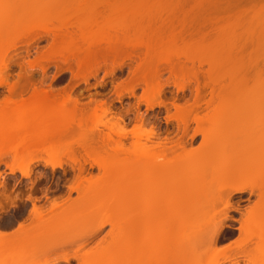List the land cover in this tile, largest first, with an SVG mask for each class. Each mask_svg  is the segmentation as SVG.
<instances>
[{
    "label": "bare ground",
    "instance_id": "bare-ground-1",
    "mask_svg": "<svg viewBox=\"0 0 264 264\" xmlns=\"http://www.w3.org/2000/svg\"><path fill=\"white\" fill-rule=\"evenodd\" d=\"M49 1L29 0L17 3L5 1L4 7L0 8V88L5 90V94L0 93V119L3 121L11 110L12 113L15 111L14 116H17L16 112L20 113L13 124L9 122V126L11 124L13 126L11 130L7 128L10 130L8 133L4 129L6 133L3 134V124L0 120V141L16 143L14 146H8L3 145L6 142H1L0 159L10 156L12 159L9 163L13 162L10 165L5 162L9 173L17 171L23 178H29L32 164L41 160H44V164L51 169L57 167L64 171L60 163L51 164L42 157V153L53 151L52 147L46 146L47 144L57 142L61 144L64 140L65 145L67 143L68 145L60 149L56 147L54 153L68 157L70 170L75 176L66 187H69L67 188L69 194L75 192L77 197L75 201L72 200L71 207L66 202L67 199L65 201L67 204L63 199L64 205L54 200L47 209L37 206L35 199L31 198L28 192L29 196L26 195L25 199L31 202L30 218H26L29 223H20L13 232L4 231L6 229L4 226H11L14 223L12 218L6 219V225L4 223L0 225V262L27 264L29 258L44 248L45 241L41 239L39 233L41 234L40 228L43 224H51L52 221L55 223V217L51 218L49 215L67 216L75 211V217L82 222H79L81 226L75 228V237L66 234L69 233V230L65 231L69 225L65 227L63 224L65 222L62 221L70 215L63 216L62 220L56 218L60 222L58 225L62 221V227L64 226L57 227L59 232L62 234L63 231L66 235L65 239L58 242L59 244L71 247L70 245H74V242L76 244V241L82 242L76 245L75 254L62 258L67 264L71 257L81 264L90 260H93L90 264L94 263V260L105 261L108 264H264V226L256 229L250 226L256 218H264V178L259 176L264 175V149L258 156L254 154L249 157L252 150L248 147H239V150L242 148L240 151L238 149L234 151L232 148L230 151L224 146H219L220 143L217 145L219 140L216 141V138L221 136L220 133L228 131L225 133H228L226 136L236 134L237 131L232 133L229 128L238 130L232 126L233 122L231 123L232 120L229 118V124L227 119L221 122L222 114L218 113L223 112L219 108L221 104L225 103L226 107L230 108L239 103L234 102L236 104L231 105L233 100L229 96L233 91L229 89L232 86L243 89L239 90L240 95H248L249 98L241 101L242 103L261 100L259 97L264 96V81H256L255 86L251 82L252 86L249 84L255 68L254 75L258 69L264 67V64L261 63L263 67L259 64L264 61V53L261 52L264 44V0H160V3L153 0L159 5L153 7L155 10L151 11H148L149 7L147 11L139 10L144 9V6L141 7L142 0H136L137 4L135 0H131L139 9H135L137 6L134 3L127 2L130 0H82L79 3L81 5L73 9L66 4ZM125 4H131L132 8ZM132 5L136 7L133 8ZM226 32L229 34L226 35ZM44 38L49 44L41 49L37 43ZM224 40L226 44L222 45L225 43ZM34 46L39 48L36 49L37 52ZM206 46L207 48L213 46V49L204 61L197 60L198 66L202 63L208 66L200 78L199 71L194 66L196 53H192V49ZM31 47L34 48L36 56H31L33 58L29 60L27 54ZM217 48L224 49L225 51L221 49L223 55L221 50L220 54L234 63L233 68H226L229 71L224 70L228 72L222 74L226 75L224 76L227 81L222 75L214 76L215 68L218 73L216 65L212 64L213 59L216 60L213 57L218 52ZM21 50L27 52L25 56L28 60L20 57V62L19 57H15ZM170 51H174L173 55ZM259 53H262L263 57ZM180 58L184 61L181 62ZM125 61L129 62V80L117 85L115 90H122L124 93L118 94L115 100L121 103L125 96L135 97V90L141 88L142 94L137 98L136 107L127 108L126 111L124 109V113H117L114 110L116 108H112L113 100L107 102L106 98V100L94 98L92 101L89 98L90 94L87 97L89 99L82 102L81 100L85 98L81 93L83 89L77 93L78 95L72 96L76 86L88 84L100 71L104 72V76L113 77L121 70ZM13 65L18 67L15 74L10 73L13 72V69L11 70ZM50 67H53L55 72L46 84L47 78L44 76ZM250 70V74H246ZM165 72L169 78L162 81L161 77ZM35 73H39L41 77L34 79ZM62 73H69V84L59 89L52 88V82ZM247 78H250L247 80L250 88L247 87V83L245 85ZM240 82L242 83L239 84ZM169 86L174 87L177 93L189 90L195 94L192 103L186 101L178 105L173 101L171 104L175 111L167 120L175 121L177 129L181 131V137L175 141L172 138H161L162 136L155 133L153 128L149 131L146 129L144 131L145 127L139 130L145 125L143 115L138 113L139 105L144 103L147 110L156 107L169 110L167 103L161 100L165 88ZM205 89H209L211 95L207 101L202 98ZM236 90L238 89H235L234 93ZM201 104L211 105L213 113H208V117L206 114L199 116L196 109ZM133 112L135 121L133 120L132 127L138 129L135 130L134 127L126 132V128L124 130L122 128L123 124L127 125L131 120L125 121V116ZM240 117L244 118V123ZM240 117L239 120L242 122L239 127L243 128L242 132L250 130L249 128L255 125L249 123L254 121L247 115L243 117L242 113ZM214 119L215 124L212 121ZM96 120L98 121L95 122L96 125H100L101 129L93 125ZM239 120L237 118L236 122ZM191 122L195 124V128L189 136L190 139L192 140L196 134L202 137V143L195 150H191V146L189 148L186 146ZM120 124L121 131H115L114 127ZM127 140L130 142L128 147L125 145ZM227 151L231 154L236 153L232 155L237 158L240 154V160H225ZM124 154H127L128 159L121 158ZM200 156L205 157L204 159L206 156L217 159L221 157V160H216L220 165L211 170L208 177L205 173V178H209L207 179L209 185L206 183L210 187L208 191L212 189L214 192H207L201 201L200 214L203 222L205 219L204 227H197V230L194 228L193 233L189 231V239L180 242L176 236H169L175 229L173 221H164L160 225L158 222L163 213L173 212L171 198L184 196L183 185L187 182L181 178V174L192 175L195 169H198L197 164L201 165L204 161L203 159L199 162ZM246 156L249 157L248 160ZM209 161L207 159L205 162L210 164ZM169 164H175V169L181 168L182 170L177 171L181 174L175 175L174 170L165 167ZM95 169L97 175L94 176ZM120 173L122 174L119 175ZM250 176L256 177L250 179ZM3 185L1 182L0 187L3 188ZM248 190L252 193L256 191L257 201L249 209L243 210L244 214L241 213L245 218H241L242 221L239 219L241 226L238 228V238L226 246L225 250L219 251L217 246L224 230L231 229L227 225V220H232L228 217V212L236 211L231 198ZM16 197L11 199L2 195L0 203H3L4 209L10 205L18 210L20 205L18 206L17 202L20 199ZM193 199L189 196L184 202H193ZM218 205L221 207L217 208ZM7 211L4 210L0 214H6ZM46 218L52 221L46 223ZM106 226L110 227V231L106 234V241L104 237L102 239L107 243L102 241L101 245L99 240L97 241L99 243L80 254V251ZM59 232L56 233L60 235ZM71 232L73 230L69 234ZM57 240H60V237ZM50 243L54 244L53 248L51 244L47 247L49 252L50 248L59 246L55 242ZM3 251L6 254H3ZM216 251H219V255L216 254L217 256L210 260L209 254H215ZM31 253L35 254L27 257ZM168 254H171V258L168 256L166 259Z\"/></svg>",
    "mask_w": 264,
    "mask_h": 264
},
{
    "label": "rangeland",
    "instance_id": "rangeland-1",
    "mask_svg": "<svg viewBox=\"0 0 264 264\" xmlns=\"http://www.w3.org/2000/svg\"><path fill=\"white\" fill-rule=\"evenodd\" d=\"M5 1H6V3H13L11 1H14V3L15 2L17 3V2H20V1L21 2H26V1H29V0H25V1L24 0L23 1L22 0H3V2L0 0V8H3L4 7V5L6 4ZM42 1L46 2V0H42ZM81 1L82 0H53V1L50 0L49 2H56L58 4H61V3L62 4H66L68 7H70V8L73 9L75 7L80 6L81 4H79V3ZM137 1L135 0L134 2H136V4H137ZM155 1H158L159 2L160 0H155ZM127 2L129 3V2H131V0L130 1H127ZM134 2H131V4H133ZM158 2H154L153 0H142V3H141L142 6L138 2L139 3V6H141V7L144 6V9L143 8L142 9H139L138 6L135 3L134 4L137 7L135 5L134 6L132 5V6H133V8L136 7L135 9H139L141 11L142 10H145V9H146L145 11H147L150 8V10H148V11H151V10H155V9H152L153 7H155V6L158 7V5L160 3V2L159 3ZM156 3H158V4L156 5ZM131 4L130 5H126L125 4V5L128 6V7L130 6V8H132L131 7ZM46 5L41 4V6H46ZM145 6H147V8ZM247 7H249V6H247ZM228 34L229 33L226 32V35H228ZM46 39H48V38H46ZM47 42L48 41L45 40V38H44L42 41H38L37 46L38 47H41V49H43V46L45 47V46H47L46 44H49V42L48 43ZM219 43L222 44L221 42H219ZM224 44H226V41L222 45H224ZM217 45H219V44H217ZM214 46H216V45H214ZM220 46H219V48H220ZM34 48H35V46H34ZM34 48L31 47L29 49V53L27 54L29 60L33 58L31 56H34V57L36 56V52H37L36 49L37 48H35V49ZM224 48H226V46ZM263 48H264V44H263ZM263 48L261 50L262 53H264V49ZM33 49L36 52H34ZM193 49H192V53H194V52L196 53V56H194V54H193L194 58L196 59L194 61V66L198 69L197 71H199L198 72L199 73V77L200 76L202 77L203 76L202 74H204V72L208 69V66L205 63H202L201 66H198L197 60L198 61H201V62L204 61L206 59V56H208L207 54L210 53V51L213 49V46H212V48H207V46H206V47H195ZM220 50H218V48H217V51L218 52L215 53V57H213L216 60L213 59L214 63H212V64L216 65L215 67H217V72H218V73H216V68H215L214 69V76L215 77H217V76L219 77L223 73H227L229 70L226 69V68L232 67L234 65V63H231L228 59H226L225 57L222 56L223 53H224V52H222V50H224V49L221 50L222 55L220 54ZM173 52H171V55H173ZM26 53L27 52H25L23 50L18 51L17 54L15 55V57L16 58L19 57L18 60L20 59V57H23V58L27 59V57L25 56ZM34 53H35V55H33ZM262 53L261 54L259 53L261 55V57H263ZM20 54L21 55L23 54V55L21 56ZM13 59L15 60V58H13ZM261 60H263V59H261ZM180 61L183 62L184 61L183 58H180ZM261 63L264 64V61L263 62H260L259 64H261ZM128 64H129V62L128 61H125L124 64H123V67L121 68V70H118L113 77L104 76V72L103 71H100L97 74V76H96L95 79H90L89 80L88 84H84V85L83 84H79L78 86H76V88H74V90L72 92V96L76 95L77 93H79V91H81L83 89L81 93H82L83 97H85V98L81 100L82 102H86V99L88 100L89 98L92 101L94 100V98L95 99L97 98V100H98V98H99V100H103V99L106 100L107 99L106 100L107 102H109L110 100L111 101L113 100L112 108H116L114 110L117 113H124L127 110V108L136 107V103L138 102L137 98L140 97L141 94H142V89L141 88H137L135 90V93H134L135 97H127V96H125L122 99L121 103H117L116 102L117 95L124 93L122 90H120V91H116L115 90L116 87H117V85L123 84L127 80H129V68H128ZM262 64H261V66H262ZM261 66H260V68H262L264 65L262 67ZM12 69H13V72H10ZM263 69H264V67L262 69H260V70L258 69L256 75H254L255 74L254 72L256 71V68H255V71L252 72L253 73V78H251L252 80L250 78H247L246 81H245V85L247 83V87H248L249 84L252 86V84L257 83L258 80L259 81H261V80L264 81L263 80L264 79V70ZM11 70L9 72L12 73V74H15V72H18L17 71L18 70V67H16V65L14 67V65H13V67H11ZM224 70H228V71L227 72H224ZM259 71H262V72H259ZM54 72H55V69L53 67H50L47 70V72L45 74L46 76H44V77L47 78L46 79L47 81H45L46 84L49 83V80L54 75ZM249 72H251V70L248 71L246 74H248ZM258 73H260V74H258ZM35 74H34V79H36V77H39L40 76L39 73H38L39 75L38 74L35 75ZM224 75H222V77ZM225 76H224V78H225ZM250 76H252V75H250ZM168 78H169V75H168L167 72H165V73H163V75L161 77V80L162 81H166V80H168ZM249 79H250V81H249V84H248V81L247 80H249ZM69 80H70L69 73L59 74L56 77V79L52 82V88H60V87L62 88V87H64V86H66V85L69 84L68 83ZM225 81H227V78H225ZM225 81L223 82L224 84H226ZM241 83L242 82H240L239 84H241ZM254 86H255V84H254ZM249 88H250V86H249ZM233 89L234 90L235 89H238V90H236V93H234V90ZM241 89L237 88L236 86L234 88L232 86V88L229 89V90L233 91V93H234L233 94L230 91L231 92L230 94H232V95L229 96L233 100V104H231L232 106H234L237 102L242 103L241 101L245 100L248 97V95H242V94H241L242 96L240 95L239 90H241ZM251 89H253V88L251 87ZM4 91H5L4 89H1L0 88V93L1 94H2V92H3V94H5ZM255 91H254V93H255ZM164 92L165 93H164L163 97L161 98V100L167 103V105H168L167 107L169 108V110H167V109H165L163 107H158V108L156 107V108H153L152 110H147V108H146V106H145L144 103L140 104L139 107H138V111H139L138 113L141 114V115H143V117L145 119V125L143 127L139 128V130L140 129L143 130V128L145 127L144 128V131H146V130L149 131V130H151L153 128V131L155 133H158V134H160L162 136V137L160 136L161 138H170V139L172 138V140L174 139V141H175V140H177V138L179 136L181 137V135H180L181 134V131L179 132V130L177 129L175 121H173V120H167V117L170 116V115H172L174 113V111H175L171 104H172L173 101H174L175 104H178V105H182L186 101H188L189 103H192L193 102V99L195 98L194 97L195 94H194V91H189V90H185L184 92H178L177 93L176 90L174 89V87H172V86L166 87ZM225 92H226V90H225ZM256 92H258V91H256ZM90 94H91V96L89 98H87ZM97 94H99V95H97ZM249 94H251V93H249ZM261 94H262V92H261ZM251 95H253V94H251ZM255 95H256V93H255ZM92 97H93V99H92ZM202 98L205 101H207V100H209L211 98V95L209 94V89H205L204 90V92L202 93ZM259 98H261V100H254V101H248V102L245 101V103H242L243 105L237 103L234 107H230V108L229 107L227 108L226 105H225V103L219 105L220 111H223L221 113L218 112L219 114H222V116L220 115L221 116L220 117V121L221 120H223V121L225 120L226 121V119H227V122H228L229 121L228 118H229L230 121L232 120L231 123L233 122L232 126L234 125L238 129V130H235V129L233 130L232 129L233 128L232 126H231L232 128H229V126H228L229 130L231 129L232 130V133H233V131H235V132L237 131L239 133L236 132V134L233 133L231 135L229 134L228 136H226L228 133L225 134L228 131L223 132V133H220L221 136H219L218 138H216V141L219 140L218 143H217V145L220 143L219 146H224L227 149H230V151H231L232 148H233V150L234 149H238L239 150V147H248L250 150H252V151H250V156L248 155L249 157H251V155L254 156V154H256V156H258L261 153L262 149H264V96L261 95ZM234 99H236L237 101H234ZM234 102H236V103H234ZM211 107H212L211 105L210 106L209 105L208 106H205L204 104H201L200 107L198 109H196V113L199 116H201L203 114L204 115L206 114V116H207L208 113L209 114L210 113H213V111L211 110L213 108H211ZM213 107H215V105ZM124 109H125V111H124ZM210 111H212V112H210ZM10 112H8V114L6 115V117L3 118V121L0 119L1 122H2V124H3L2 125L3 126L2 127V130L4 131V129H6L5 131L7 133H8V131H10L12 129L11 128V126H13L12 125L13 124L12 122L16 121L17 120L16 118H18V115H20L19 111L16 112L17 113V116H14L15 111H13L14 113H12V110ZM242 113H243V117H245L247 115L248 117H250L251 119H253L254 122H251V121L249 122L248 121L249 123H255V125L252 124V125H254L253 127H250L249 128L250 130H248V131L247 130L246 131L243 130L244 132L241 131V129H243V128H241V126L239 127V125H240V123L242 121L244 123V120H243L244 118L242 119L240 117V115H242ZM134 114L135 113L133 112V113H130L127 116H125V121L128 122L129 120H131V121H129L127 123V125L126 124H123V127H122V124L117 125V126L114 127V130L115 131H121V127H122L123 130H124V128H126L125 130H127L126 132H128L130 129H133L135 127V126L132 127L134 125L133 120L135 119V115ZM216 114H215V117H216ZM212 115L213 114L210 115L211 118H212ZM239 117L241 118L242 121L239 120ZM218 118H219V115H218L217 119ZM237 118L239 120L238 123L236 122ZM13 119H15V120H13ZM245 119L247 120V117ZM207 120H208V118H207ZM102 121H104V119ZM105 121H106V119H105ZM212 121L214 122L216 120L214 119ZM220 121H218V122H220ZM234 121L236 123H234ZM9 122L12 123L11 126H9V124H10ZM95 122L98 123L97 120L94 121V123ZM218 122H217V124H218ZM91 123H93V121ZM94 123H93V125H96V123L95 124ZM226 123H225V125L229 124V122L227 124ZM99 124H101V123H99ZM214 124H215V122H214ZM124 125H126V127H124ZM96 126H98V125H96ZM243 126H244V129H245L246 122H245V125L243 124ZM8 127L10 128V130L9 129L7 130ZM100 127L101 126L99 125L98 128L101 129ZM211 127L214 128L215 126H211ZM211 127H209V128H211ZM194 128H195V124L193 122H191L190 125H189L188 137L186 138L187 139V145L186 146L188 148L191 146V150L198 149L199 146H200V144L202 143V137H201L200 134H196L195 137H193L192 140L190 139L189 136H191ZM212 128H211V130H212ZM0 129H1V126H0ZM134 129L137 130L138 128L135 127ZM5 131H4L3 134L6 133ZM138 131H137V133H138ZM209 134L211 135V132ZM224 135H225V137H224ZM128 140L126 142H128ZM1 142L3 143L4 141L1 140L0 143ZM5 142H6V144H3V145H7L8 144L7 141H5ZM126 142H125V145L128 147V145H130V142H128V143H126ZM133 142H134V140H133ZM15 144L16 143H13L11 141V143L9 142L8 146H10V145L11 146H14ZM59 144H60V142H57L56 144H54V143L47 144L46 146L52 147L53 148V151H51L49 153H42V157L44 159H46L47 162H49L51 164H58V163H60L61 166L63 167L64 171L61 170V169H58L57 167H55L54 169H51L48 165H45L44 164V162H43L44 160H41V161H37V162H35V163L32 164L30 177L29 178H23V177H21V175L17 171H15L13 174L9 173L8 167L5 166V165H7V164H5V162L6 163H9L10 159H12L10 156L4 157V158H1L0 159V183L1 182H2V184L4 183L3 188L0 187V197L2 195H4V196L6 195V196H9L11 199H13L15 196H17L16 198L17 199L18 198L20 199L17 202L18 206L20 205L18 210L10 207V205H9V208H8V206L5 207L6 208L5 210H8L6 212V214H2V213L0 214V225L1 224L3 225V223H4V225H6V222H5L6 219L9 220L10 218H12L13 221H14V223L12 222L13 224L11 223L12 224L11 226L10 225L9 226H4V229L6 228L5 230L3 229L5 232H7V231L8 232H13L14 229L16 230L18 228V225L20 223H24V224L25 223L26 224L29 223V220L28 219L30 218L29 211L31 212V202L26 201V199H25V198H27V196H29V195H27L28 192H30L28 194H30L31 198H34L35 199V203H36L37 206H40L42 208L45 207L47 209H48V207L51 206V204H52V202L54 200H57L56 202H58V203H61V202L63 203L62 200L65 199L64 200V202H65L66 199H67L66 202L70 204V207H71L72 200L75 201V199L77 197L76 194H75V192H71V194H69V191L67 189L69 187H66V186H69V184H71V182H72V180H73V178L75 176V173L70 170V167H69L70 166L69 165V159H68V157H66L64 155L58 156V154L54 153V150L56 149V147H58L57 149L64 148V146L66 147L68 145V143L65 145V141L62 140L61 141V144L60 145ZM3 145H1V146H3ZM241 149L242 148H240V150ZM244 150H242V151H244ZM242 151L240 153H242ZM251 153H253V154H251ZM232 154H234V153L232 152ZM232 154H231V152H228L227 151V153H225V155H227V158L224 157V159L225 160H228L229 159V160H233V161L240 160V154L239 153H237V154H239V156H238L239 158H237V156L236 157L234 156L236 153L234 155H232ZM124 155L121 156V158L122 157H124V158H127L128 157L127 154L125 156ZM248 156H246V159H247ZM129 157H132V155L131 156L129 155ZM133 157H134V155H133ZM206 157L207 158L204 159L205 157H203V156L201 157L200 156L199 162H201L204 159V161L201 162L203 165L202 164L200 165V163L197 164V165H199L198 166V169L196 168L195 169V172L192 175L182 176L183 174H181L180 172H177V171H180L179 169H181V168L178 169L176 167V169H175L174 168L175 164L165 165V167L168 166V168H171L172 171L174 170V174L175 175L181 174V178H183L184 181L187 182V184L183 185L184 186V191H183L184 196L183 197L182 196H180V197L176 196L174 198H171V201H172V204H173V206H172V211L173 212L171 214H166V213L164 214L163 213V216L161 217L160 221L158 222V224L160 225L164 221H168V222L173 221L174 222L173 224H174L175 229L173 230L172 233L169 234V236L170 235L176 236L180 242H185L186 240H188L189 239L190 232L191 233L195 232L194 231V228H196V230H197V227L198 228L200 226L204 227L205 219H204V222H203L202 215L200 214V211L202 212V208H201L202 207V202L201 201L203 200V196L207 192H209L208 190L210 188L208 186L209 183H207V179H209V178H205V177L206 176L208 177V174L210 173V171L213 170V169H215V168H217L220 165L219 162L216 163V160L217 161L218 160H221V157L219 159H217V158H211V157H208V156H206ZM209 158L211 159L210 161H209ZM207 159L213 165H211V163L209 164L208 162H205V161H207ZM222 161H224V160H222ZM12 162H10V163H12ZM16 162L18 163V159H17ZM10 163L8 165H10ZM67 164H68V166H67ZM93 173H94V176L97 175L96 169L93 170ZM205 173H206V176H205ZM121 174L122 173H120L119 175H121ZM259 176H263V178H264V175H259ZM36 177H38V179ZM39 177H40V179H39ZM253 177H256V176H252V177L250 176V179L253 178ZM246 178H248V176ZM69 179H71V180H69ZM205 180H206V182H205ZM37 184H40V185L38 186ZM16 191H17V194H16ZM249 191L250 190H248V191H246L244 193H241V194L234 195L231 198V203L233 204L234 207H236L235 208L236 211L233 210V211H229L228 212V217H230V219H232V220H227V225H229L231 227V229L224 230L223 235H222V237L219 240L220 242L218 243L217 250H219V251L225 250L224 248L226 246H228L230 243H232L234 240H236L238 238V230H239L238 228H240V226H241L240 222L242 221L241 218H243L241 216L242 215L241 213H243L246 208L249 209L250 206L252 207L253 204L257 201V198H258L257 195H256L257 194L256 191L255 192L253 191V193L252 192H249ZM211 192L213 193L214 190L210 189V192L209 193H211ZM23 193H25V194H23ZM24 195L25 196L27 195V196L24 197ZM180 195H182V194H180ZM189 196L192 197V198H194L193 199V202H184V199L186 200V198H188ZM56 198H58V199H56ZM60 199H61V201H59ZM242 200H246V201H242ZM66 202H65V204H67ZM63 205H64V203H63ZM184 205H186V207ZM220 207H221V205H218L217 206V208H220ZM20 212H22V213H20ZM69 212H71V210H69ZM15 214H16V216H15ZM68 215H70L69 218L67 217ZM63 216L61 214L60 215H55V216L49 215V217H51V218H54L55 217L54 218L55 223L52 220L49 219L50 222L52 221L51 224H47V225L46 224H43V226H45V227L42 226V228H40L41 229V234L39 233V235H41L40 236L41 239H43L45 241L44 248L42 250H40L38 253H36V254L33 253L35 255H33L31 253L30 256H27V257H31L33 255L31 257V259L30 258L28 259V263L27 264H67V263H65V262L62 261L63 260L62 258L65 257L66 255L72 256L73 254H75V248L77 247L76 245H80V243H82V242L81 241H79V242L76 241L77 243L75 244V242H74V245L73 244L70 245L71 247H68L69 245L66 246V245H63V244H59L58 242H61V239H65L66 235L63 233V231H62V234H61V232H59V230H58L57 227H60V225H61V228H63L64 227V226L62 227L63 224L65 225V227H68L66 225H69V228L68 229L66 228L67 230H65V231H68L69 230L68 232L70 233V231L73 230V232H71V234H69V233L66 232V234L68 236H70V237H75V228H78L79 226H81V223L82 222H81V220L78 221L77 220V217H75V211H72L71 214L69 213V214H67V216H64V217H67L68 220H67V218H64L62 220V217ZM130 217L128 219H130ZM26 218H28V219H26ZM56 218H58L59 220H62L65 223L62 224V221H61V224L58 225L59 220H56ZM244 218H245V216H244ZM239 219H241V221ZM45 220H46V223H47V221H49V220H47V218ZM79 222H81V223H79ZM83 224H85V221L83 222ZM139 224H140V222H139ZM55 226H56L57 230H56ZM250 226L253 229H256L257 227H260V226H264V218L263 219L260 218V217L256 218L252 222V224ZM234 228H237V230H234ZM50 230H53V231H50ZM109 231H110V227L109 226H106L105 228H103L102 231H100L98 233V235L95 238H93L90 241V243L87 246H85L80 251V254L82 252L86 251L87 249L91 248L92 246H94L96 243H99V242L102 243V241H103V243H107V242H104L103 239H105V238L107 239V235L106 234H108ZM52 232L54 233V235H53ZM56 232H59L60 235H58ZM253 232H256V231H253ZM59 237H60V240H57V239H59ZM106 239H105V241H106ZM43 240H41V242H43ZM97 241H99V242H97ZM50 242H55V244H59V246L57 247V245H55L54 249H51V248H53V244L54 243H50ZM254 242H256V240H254ZM103 243L101 245H103ZM47 244H48V246H46ZM49 246H51L50 252H49V250H47L48 249L47 247H49ZM252 247H254V244L252 245ZM4 251H6V250H4ZM4 251H3V254H6ZM219 251H216L215 254H212V253H214V250H213L212 253L209 254L208 258L210 260H211V258H215L217 255H219L218 254ZM220 254H221L220 256H222L223 255V252H221ZM263 255H264V253H263ZM168 256H169V258H171V254H168L166 256V259H167ZM90 261L93 262V260H90ZM90 261H87L84 264H90ZM97 261L94 260V263H91V264H108V262H105V261H103V262H100V261L97 262ZM68 264H81V263H79L75 258H72L71 257V258H69Z\"/></svg>",
    "mask_w": 264,
    "mask_h": 264
},
{
    "label": "clouds",
    "instance_id": "clouds-1",
    "mask_svg": "<svg viewBox=\"0 0 264 264\" xmlns=\"http://www.w3.org/2000/svg\"><path fill=\"white\" fill-rule=\"evenodd\" d=\"M5 209H4V205L3 203H0V212H3ZM0 264H2V262H0Z\"/></svg>",
    "mask_w": 264,
    "mask_h": 264
},
{
    "label": "flooded vegetation",
    "instance_id": "flooded-vegetation-1",
    "mask_svg": "<svg viewBox=\"0 0 264 264\" xmlns=\"http://www.w3.org/2000/svg\"><path fill=\"white\" fill-rule=\"evenodd\" d=\"M61 88V87H60ZM55 89H59V88H55ZM27 201V200H26ZM242 201H246V200H242ZM234 230H237V228H234Z\"/></svg>",
    "mask_w": 264,
    "mask_h": 264
}]
</instances>
